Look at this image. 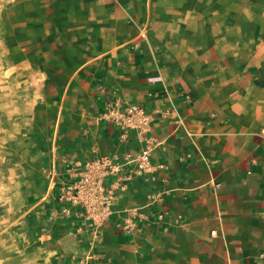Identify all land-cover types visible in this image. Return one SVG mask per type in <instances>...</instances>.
I'll return each mask as SVG.
<instances>
[{
	"label": "crops",
	"instance_id": "obj_1",
	"mask_svg": "<svg viewBox=\"0 0 264 264\" xmlns=\"http://www.w3.org/2000/svg\"><path fill=\"white\" fill-rule=\"evenodd\" d=\"M16 1L70 74L46 173L0 129V264H264V0ZM95 157L96 228L67 189Z\"/></svg>",
	"mask_w": 264,
	"mask_h": 264
},
{
	"label": "rangeland",
	"instance_id": "obj_2",
	"mask_svg": "<svg viewBox=\"0 0 264 264\" xmlns=\"http://www.w3.org/2000/svg\"><path fill=\"white\" fill-rule=\"evenodd\" d=\"M40 15L34 6L0 0V129L9 131L12 150L19 142L22 147L25 144L31 181L48 171L46 161L56 128L51 105L70 74L66 59L45 60L40 54L36 37L48 30Z\"/></svg>",
	"mask_w": 264,
	"mask_h": 264
},
{
	"label": "built area",
	"instance_id": "obj_3",
	"mask_svg": "<svg viewBox=\"0 0 264 264\" xmlns=\"http://www.w3.org/2000/svg\"><path fill=\"white\" fill-rule=\"evenodd\" d=\"M149 156V150L143 148L138 152L137 157L131 159L138 173L149 168ZM107 166L111 165L106 162V158L95 157L87 163V169H100V173L82 172L67 186L71 192V201L80 208L81 214L85 217L95 216V228L102 224L105 214L109 213L107 209L109 195L103 192L102 184L99 183L100 176L108 171Z\"/></svg>",
	"mask_w": 264,
	"mask_h": 264
}]
</instances>
